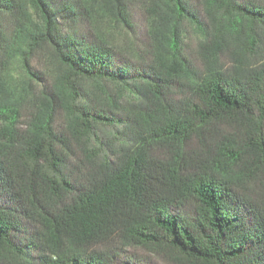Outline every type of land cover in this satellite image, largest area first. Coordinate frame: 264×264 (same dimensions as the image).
<instances>
[{
  "label": "trees",
  "instance_id": "16d2710c",
  "mask_svg": "<svg viewBox=\"0 0 264 264\" xmlns=\"http://www.w3.org/2000/svg\"><path fill=\"white\" fill-rule=\"evenodd\" d=\"M4 17L6 62L42 85L0 79V264H113L118 245L264 264V0H0ZM84 81L118 91L91 100ZM98 125L115 129L105 149Z\"/></svg>",
  "mask_w": 264,
  "mask_h": 264
},
{
  "label": "rangeland",
  "instance_id": "374dc122",
  "mask_svg": "<svg viewBox=\"0 0 264 264\" xmlns=\"http://www.w3.org/2000/svg\"><path fill=\"white\" fill-rule=\"evenodd\" d=\"M24 2H27V0H22ZM238 19L235 21V25H239V22H237ZM132 22L134 25L133 28V34H128L130 38L137 40L138 43H142L146 40V31H147V24L149 29V23H147V20L145 18V15L141 9L137 5H134L132 7ZM12 25L14 23L7 17H4L0 21V31H4L5 35L9 34V32L12 30ZM234 25V24H232ZM245 25V24H244ZM238 27V26H235ZM81 28V27H80ZM184 40L182 43V53L185 57L191 62L196 61V52L199 46V43L201 42V36L196 31L195 27L191 22L186 21L182 22L181 27ZM262 34V32H259ZM229 35H232V29L229 32ZM124 41H121V44H123ZM117 44V43H116ZM1 45V44H0ZM6 55L5 52L0 49V79L3 81L2 75H5L7 72L11 76V82L23 86L27 82V87H31V89L36 90L37 92L40 91V86L42 85V82L36 81L35 79H29L30 81H27L25 73L21 71V68L19 66V63H16L15 61H11L10 63L6 62ZM51 60L50 54H48V51L42 50L38 51V53L32 57L31 60V70L36 73L40 74V81H47L48 75V62ZM9 66V67H6ZM6 67V69H5ZM5 71V73H4ZM42 73V74H41ZM40 83V84H39ZM83 86V92L86 96H88L91 100H101L103 98V92L105 94H114L116 93L117 88H114L113 86H107L103 83H95L92 81H84L82 82ZM107 86V88L105 87ZM106 88L103 89V88ZM20 118L18 120L19 126L18 128L21 130L25 127V121H27V113L25 111L24 105L22 106V111L19 113ZM64 115L61 113L60 116H58V119L56 121V125L62 126L64 123ZM0 125H3V122L0 119ZM115 133V129L109 126H101L98 125L95 130V135L93 136L91 140V147H94L96 149H100L99 146H103L105 149V146L107 143L112 142L113 135ZM108 146V145H107ZM116 247V246H115ZM119 249V250H118ZM118 249L116 250V257L112 259L113 264H177L175 263L171 258L164 254H157L150 252L146 249H142L139 247H120L118 245ZM3 264H18L17 262L11 260L6 261Z\"/></svg>",
  "mask_w": 264,
  "mask_h": 264
}]
</instances>
